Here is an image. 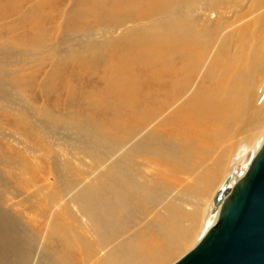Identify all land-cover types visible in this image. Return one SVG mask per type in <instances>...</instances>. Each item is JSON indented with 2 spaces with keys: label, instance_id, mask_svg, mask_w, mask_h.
Masks as SVG:
<instances>
[{
  "label": "rangeland",
  "instance_id": "1",
  "mask_svg": "<svg viewBox=\"0 0 264 264\" xmlns=\"http://www.w3.org/2000/svg\"><path fill=\"white\" fill-rule=\"evenodd\" d=\"M244 1L247 7L252 3ZM113 2L118 3L0 0V264H37V253L42 257L45 250L59 249L64 230L96 239L94 221L82 214L72 196L81 184L91 185L99 173L118 169L131 171L148 188L149 223L161 224L151 235L145 230L151 244L170 232L166 225L173 210L186 216L178 220L186 238L177 237L176 250L156 261L171 264L196 244L216 192L264 136V128L252 131L247 126L194 174H178L169 181L163 174L168 184L156 181L166 171L159 164L165 159L158 140L161 61L145 57L136 42L160 17L121 23ZM227 25L217 32L211 56L226 49V39L227 45L237 40L231 51L235 55L241 39L233 33L236 28ZM255 79L257 101L264 87V57ZM226 148L224 175L212 180L216 185L207 196L196 198L189 187ZM163 203L164 220L158 215ZM189 213L194 214V223ZM131 231L133 236L137 228ZM106 252L101 247L97 257Z\"/></svg>",
  "mask_w": 264,
  "mask_h": 264
},
{
  "label": "bare ground",
  "instance_id": "2",
  "mask_svg": "<svg viewBox=\"0 0 264 264\" xmlns=\"http://www.w3.org/2000/svg\"><path fill=\"white\" fill-rule=\"evenodd\" d=\"M243 1L117 0L116 6L112 3L121 23L160 17L153 29L148 27L136 42L143 49L145 57L161 61L159 81H163V98L159 104L162 119L159 129L162 137L158 140L164 145L161 149L165 159L163 164L159 160V164L166 171L156 178L158 182L167 183V180L174 179L178 174H194L209 162L225 142L245 132L247 126L252 131L264 128V87L260 98L255 100V78L260 59L264 57V0H252L251 4L248 2V7ZM213 14L215 17H212ZM225 25L237 29L233 33H238L240 45L235 55H232V49L238 45L237 40L227 45L229 39H226V49L219 53L217 50L211 56L217 32ZM213 26L215 28L211 29ZM195 80L198 82L193 89ZM144 118H148V115ZM253 138H248V144H251ZM263 141L264 136L260 139L259 147ZM258 148L248 152L249 158ZM177 150L183 152L178 156H185L184 161H177L179 157L175 155L180 152ZM228 154L226 148L188 191L197 194L196 198L207 196L215 188L214 179L224 175ZM213 209L212 202L203 233L216 218ZM173 211L172 221L166 225L170 232H165L160 242L154 238L158 244H151L144 239L137 244L135 251L138 258L135 264H156L161 256L174 252L173 249L178 245L177 237L186 238L182 227L178 225V220L186 216H179L178 209ZM190 214L188 218L194 223L196 218ZM161 249L166 251L161 254Z\"/></svg>",
  "mask_w": 264,
  "mask_h": 264
},
{
  "label": "crops",
  "instance_id": "3",
  "mask_svg": "<svg viewBox=\"0 0 264 264\" xmlns=\"http://www.w3.org/2000/svg\"><path fill=\"white\" fill-rule=\"evenodd\" d=\"M118 170L99 173L94 184H81L77 187L78 192L72 196V201L82 214L94 221L93 235L96 239L74 234L70 229L64 230L59 249L45 250L42 257L41 253H37V264H42L41 260L44 264H77L78 259L81 264L92 261V264H135L138 258L135 249L139 240H150L145 230L151 235L161 224L154 221L149 223L150 197L147 186H143L131 171ZM133 179L136 182L133 183ZM162 208L163 212L158 215L164 220V203ZM133 227L137 231L132 236ZM151 228L154 230L151 231ZM128 234L130 237H126ZM124 236L126 238H122ZM119 238L124 241L118 242ZM101 247L107 248V252L103 257H97Z\"/></svg>",
  "mask_w": 264,
  "mask_h": 264
},
{
  "label": "water",
  "instance_id": "4",
  "mask_svg": "<svg viewBox=\"0 0 264 264\" xmlns=\"http://www.w3.org/2000/svg\"><path fill=\"white\" fill-rule=\"evenodd\" d=\"M213 204L214 222L171 264H264V141L226 178Z\"/></svg>",
  "mask_w": 264,
  "mask_h": 264
}]
</instances>
